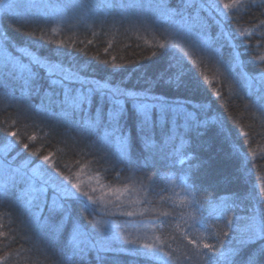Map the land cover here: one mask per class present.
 <instances>
[{"label": "trees", "instance_id": "16d2710c", "mask_svg": "<svg viewBox=\"0 0 264 264\" xmlns=\"http://www.w3.org/2000/svg\"><path fill=\"white\" fill-rule=\"evenodd\" d=\"M144 1L96 4L91 23L65 14L78 0L1 15L10 44L79 78L57 83L38 66L21 80L0 75V264H142L146 250L136 247L143 243L171 254H149V264H205L204 243L216 245L217 254L208 255L217 264H244L236 241L257 239L246 221L253 211L258 223L264 217V84L256 77L264 81V41L252 35L264 21V0L246 15L242 9L238 25L225 12L218 28L212 13L201 11L199 43L211 46L210 56L174 46V30L184 31L180 21L176 27L155 19L151 0ZM125 11L142 21L128 23ZM130 91L148 93L141 97L146 106ZM31 166L39 169L31 188L7 181ZM75 174L91 200L73 190L75 181L67 179ZM42 180L63 213L32 195ZM65 214L70 223L61 230ZM73 225L80 246L71 242ZM101 238L111 251L97 258L89 243Z\"/></svg>", "mask_w": 264, "mask_h": 264}, {"label": "snow or ice", "instance_id": "6c2138e0", "mask_svg": "<svg viewBox=\"0 0 264 264\" xmlns=\"http://www.w3.org/2000/svg\"><path fill=\"white\" fill-rule=\"evenodd\" d=\"M5 3V0H0V5H3ZM255 3V0H230L228 3H223V0H221V4L223 9L226 13H229V20L233 23L235 22L237 25L239 24L240 19L243 18V16H238L237 14L243 9L245 10L244 14H247V10H250ZM11 0H9V3L5 5L6 8L11 9L12 8ZM161 7H166L170 9L173 13L174 17H179L180 24L183 26V30L181 34H177V31L174 30L175 36L174 38L184 43L185 45L193 48L194 50H198L200 53L210 56L209 53L205 52L201 46L199 41L202 39L201 32H202V25L199 23V16L200 13L198 11V4L195 2V0H178V6L175 8L170 7L169 4H166L161 0ZM70 7H77V5H71ZM151 8V5L148 6ZM261 15H264V13H261ZM255 19V18H254ZM236 31V29H235ZM185 33L187 34V38H184ZM257 33H260L257 35ZM241 36H244L245 39H250L247 33H244L243 31H240L239 33ZM29 35L35 36L34 33H30ZM252 35H256L257 39L260 41H264V21H261L259 26L252 28ZM63 43V42H61ZM91 43V41H89ZM250 44V43H249ZM177 46L178 45H174ZM250 46L253 48L254 46L250 44ZM264 46V45H259ZM161 48L164 47V45H160ZM135 54V53H134ZM11 137L16 138L18 136L17 132L11 131L9 133ZM17 143H19V140H17ZM29 147L28 144H23V148L27 149ZM35 155V153H33ZM49 157L44 156L43 160L48 161ZM4 163L7 165L8 161L5 160ZM203 162H201V165ZM7 171L11 172L12 169L9 166ZM35 171L28 172L27 170L23 171L22 173H17L16 178L12 180V183L16 180H22L25 189L31 188L32 181L35 179L34 175ZM58 174V173H57ZM59 175V174H58ZM67 179V178H65ZM42 187L38 190H33L34 196L37 201H40L45 208H48L50 212L52 213H63L64 207L59 202V199L55 196V194L48 188L47 183L42 180L41 181ZM75 189L79 191L82 195H84L88 200H91L92 197L89 196L88 192L81 191V186L79 184L74 185ZM261 193H264V186H261L260 189ZM50 201V202H49ZM127 215L131 216L133 213L129 212ZM65 223H70V217L68 215H63L61 218L60 223L57 225L59 229H63V226ZM233 220H228L227 224L233 227ZM247 229L249 231H258V238L257 239H241L236 241V244L238 245V252H246V257L244 264H264V247H261V245H264V217H262L258 223L257 216L255 214V211L249 214L248 219L246 221ZM204 226V225H203ZM212 225H208V231H212ZM81 235V232L79 229L73 225V235L71 242L75 246H80L81 241L79 240V236ZM226 236L227 233H224ZM215 238V237H214ZM192 241H190L191 243ZM130 244H136V241H129ZM255 245V248H252V246ZM199 246V245H197ZM136 248L144 249L146 250L145 257L142 259V264H149L150 260L152 259V256L149 254H161L163 257H167L169 260L171 259V254L166 252L164 250L163 245H158L156 243H143L139 245ZM203 248L208 250V254H217V248L215 244L211 243H204ZM248 249H253L251 251H248ZM95 251L97 253V258H99L100 253L109 252L111 251V246L106 245L105 241L101 239H91V242L89 243V251ZM207 259L205 261V264H217V259L214 255H208ZM100 264H106V262L101 261Z\"/></svg>", "mask_w": 264, "mask_h": 264}, {"label": "rangeland", "instance_id": "374dc122", "mask_svg": "<svg viewBox=\"0 0 264 264\" xmlns=\"http://www.w3.org/2000/svg\"><path fill=\"white\" fill-rule=\"evenodd\" d=\"M50 0H11L12 3V8L8 9L5 7V5H7L9 3V0H5V3L3 5H0V17L3 13L6 14H16V13H24L25 11L29 10L30 8L33 7H43L45 4H47ZM116 2H114L113 0H78V2H74L71 5H77V7H68L67 11L65 12V14H74V15H80V16H85L86 23H88L90 21L91 23V19H93L96 14H97V5H107L109 6L112 3L118 4L119 2H117L118 0H115ZM137 1V0H136ZM219 0H195V2L198 4V11L200 13L201 17V11L205 10L206 12L212 13V21L214 23H216L218 25L219 28V24L222 25V18H225V10L223 9V7L221 6V2H218ZM225 1V0H224ZM142 4L145 3V1H141ZM161 0H151L149 2V4H147V8H148V12L149 15L154 16L155 19L158 18H165L167 20H169L173 25L176 24V27L178 25V21H180L179 17H174L173 13L170 9L165 8V7H161ZM151 5V8H149L148 6ZM98 6V8L100 7ZM146 6V5H145ZM96 7V8H95ZM174 8V7H172ZM217 9L218 12L214 13V10L212 9ZM123 16H125L124 20H126L128 23H137L139 24L142 21V18H132L134 17V13L130 12V11H125V13H122ZM141 17H143L142 15H139ZM93 17V18H92ZM199 23L201 24V19L199 18ZM177 29V28H176ZM179 29L183 30V28L180 26ZM222 30V29H221ZM221 34H225V30L221 32ZM226 42L228 43L230 37L228 36V32L226 33ZM210 40V38H208ZM207 39L208 42H210ZM212 40V38H211ZM171 43H175L176 45H180L182 48L188 47L186 46L184 43L182 42H178V41H174L172 39H170ZM207 47H202L204 48L203 50L206 52L210 51L211 53H214V51L211 49V46H209L208 44H205ZM189 48V47H188ZM193 49V48H192ZM188 50V49H187ZM197 51V50H196ZM43 69L51 78L52 81H55L57 83H62V81L64 80V78H72V79H77L79 78L77 74H73L70 71H68V69L66 67H64L63 65L54 62V61H49L48 59L36 54L35 52L27 49L25 46H21L18 47L15 44H10L9 43V39L8 37L5 35L4 31L1 30L0 28V75L1 73L16 79V80H21L25 77L24 74H26L27 71H29L28 69H32L34 67ZM30 72V71H29ZM243 75V74H242ZM256 77L259 79V81H261L264 84V81L260 79L259 75H256ZM102 86V85H99ZM116 91V89H114V92ZM108 91H106L107 93ZM109 93V92H108ZM121 93V91L117 89V92H115V94H119ZM129 96H133L134 98H137V100L139 102H141V104H143L141 107L146 106V103H142L145 102L144 100L142 101L141 99L145 98V96L148 97V93H135V92H129L128 93ZM150 95V94H149ZM142 97V98H141ZM143 109V108H142ZM6 153V152H5ZM0 154L4 155V152L1 151L0 148ZM26 165L23 164V167L20 169L25 168ZM27 168V167H26ZM28 172H32L35 171V175H37L39 172V169L36 166H31L27 169ZM19 173H22L21 171L18 170ZM7 177V176H6ZM6 177L4 178L6 180ZM77 177V178H76ZM70 180L73 178V181H75V185L76 184H81L82 178H79V174H75V175H71L70 177H68ZM87 179V178H86ZM7 181L9 183H12V181L7 177ZM65 182H67L66 180H64ZM81 189H82V184H81ZM62 190L64 191L65 189L62 188ZM73 190L75 191V187L73 186ZM63 194H65V192H62ZM77 193V192H76ZM25 195V194H24ZM34 195V194H32ZM29 198H31V195H29Z\"/></svg>", "mask_w": 264, "mask_h": 264}]
</instances>
